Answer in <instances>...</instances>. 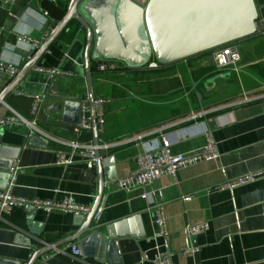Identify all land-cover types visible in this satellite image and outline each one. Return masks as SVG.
I'll return each mask as SVG.
<instances>
[{"label":"crops","instance_id":"0c3cea01","mask_svg":"<svg viewBox=\"0 0 264 264\" xmlns=\"http://www.w3.org/2000/svg\"><path fill=\"white\" fill-rule=\"evenodd\" d=\"M259 2L264 14V0ZM65 12L66 6L53 0H17L13 7L0 9V27L7 28L0 61L14 63L21 71L39 48L19 43L18 37L46 39ZM85 45V33L70 25L0 108V120L12 113L31 119L33 99L15 92L44 96L36 131L26 125L0 127V190L8 184V165L14 161L12 195L25 201L0 222V264H29L43 247L52 250L35 264H157L160 246L167 248L172 264H264V178L232 191L216 189L264 170V34L237 44L242 56L238 73L217 70L212 53L157 69L125 66L106 73L96 72V60L91 61L94 99L108 100L104 130L97 134L98 145L108 146L100 154L104 180L112 183L103 193L99 223L118 224L113 239L101 230V238L84 246L74 241L53 248L76 233L87 215L46 211L34 203H62L71 197L92 210L100 190L95 164L80 157L68 166L58 163L59 155L69 151L68 143L94 145L92 129L76 132L79 105L89 97ZM36 67L63 74L50 77ZM215 76L221 78L207 82ZM14 79L1 83L0 93ZM200 113L204 114L192 119ZM161 126L169 127L164 132L175 154L201 149L205 132L210 131L219 160L162 177L147 189V199L141 198L142 189L130 193L118 189L114 181L136 169L141 143L159 140ZM159 207L166 237L155 235L153 221ZM201 221L208 222L209 229L188 239L187 225ZM69 244L80 245L83 257L74 260L61 253ZM188 246L197 251L183 252Z\"/></svg>","mask_w":264,"mask_h":264},{"label":"water","instance_id":"95a60500","mask_svg":"<svg viewBox=\"0 0 264 264\" xmlns=\"http://www.w3.org/2000/svg\"><path fill=\"white\" fill-rule=\"evenodd\" d=\"M53 2H60L66 6L65 15L15 79L0 93V108L60 34L75 24L80 32L86 35L84 65L91 101L95 146L98 145V134L93 104L92 60L118 61L132 70L147 67L152 60L162 66H169L255 37L256 21L262 14L259 0H53ZM218 78L221 77H212L207 82L212 83ZM13 162L8 165V182ZM95 165L100 178V190L94 207L80 229L70 237L55 243L53 248L74 241H79L84 246L92 239L101 238V230H106L107 238L115 237L117 221L99 223L100 215L98 219L95 218L105 187L112 183L104 180L103 161L99 151ZM51 250L50 247L37 250L29 264H35L41 256Z\"/></svg>","mask_w":264,"mask_h":264},{"label":"built area","instance_id":"2783aa9c","mask_svg":"<svg viewBox=\"0 0 264 264\" xmlns=\"http://www.w3.org/2000/svg\"><path fill=\"white\" fill-rule=\"evenodd\" d=\"M17 0H0V9H5L7 6L13 7ZM262 6V5H261ZM5 26L0 27V43L3 34L6 32ZM264 34V14L259 16L256 21V35ZM45 39V38H44ZM33 40L27 36H19L17 41L24 45H30L34 49L40 48L43 41ZM212 61L214 66L219 71H231L238 73L241 70L242 56L237 44H229L224 47L215 49L212 53ZM155 60H152L148 67L150 69L159 68ZM125 68V65L118 61L109 60H96L94 69L98 73H106L110 71H116L118 69ZM35 70L39 73H44L53 77L55 75L63 74L57 69L36 67ZM20 71V67L14 63H6L0 61V84L4 81H10L17 76ZM18 96H28L33 99V105L31 108V119L23 118L22 116L12 113L10 116L0 120V127H7L13 125H26L29 129L37 130V115L44 96H30L22 91L15 92ZM90 98L87 97L80 104V123L76 132L81 134L83 131H89L92 129V116L90 109ZM108 100L99 98L94 99L95 119L97 132L101 133L104 130L105 124V104ZM204 113L196 114L192 119L202 116ZM169 127L161 126L159 132L161 134L160 139L154 141H146L141 143V148L136 156V169L129 175L116 179L114 181L118 189L130 193L136 189H142V199H147V189L159 179L165 176H176L178 171L183 168L199 164L201 162L217 161L220 158L217 142L215 141L210 131L205 132L206 143L197 151H193L189 154H175L171 151L167 141L165 130ZM142 137H135L134 140L139 141ZM69 151L59 155L58 163L60 165H71L75 158L80 157L89 161L92 165L97 162V151L105 150L108 146L100 145H81L78 142L68 143ZM11 178L5 189L0 190V222L7 216H9L13 208L18 204H24L25 201L16 200L12 195V189L17 174V168L12 167ZM264 178V170L256 173H248L236 179L226 181L223 184L216 187L217 190H234L238 187L255 183L259 179ZM188 200V198L186 199ZM35 206L44 208L46 211H52L54 209H60L73 213L77 216H85L91 212V208L87 206L78 205L71 197H67L62 203L57 202H35ZM101 209L98 210L95 218L98 219L101 214ZM155 226V235L157 237H166L168 235V229L166 220L163 213V208L159 207L155 212V219L153 221ZM209 229V223L201 221L197 223H190L185 228L184 232L188 239H196ZM197 249L188 246L183 249V252H196ZM61 253H68L74 260L83 257V252L80 245L69 244ZM157 264H172L171 255L166 247H157L156 251Z\"/></svg>","mask_w":264,"mask_h":264},{"label":"trees","instance_id":"16d2710c","mask_svg":"<svg viewBox=\"0 0 264 264\" xmlns=\"http://www.w3.org/2000/svg\"><path fill=\"white\" fill-rule=\"evenodd\" d=\"M214 52V50H212V51H209V52H206V53H203V54H211V53H213ZM203 54H201V55H203ZM200 56V55H199ZM196 57H198V56H196ZM193 58H195V57H193ZM190 59H192V58H190ZM189 60V59H188Z\"/></svg>","mask_w":264,"mask_h":264}]
</instances>
